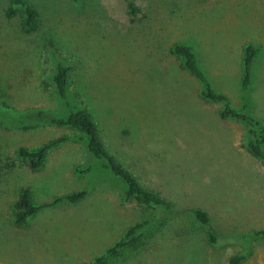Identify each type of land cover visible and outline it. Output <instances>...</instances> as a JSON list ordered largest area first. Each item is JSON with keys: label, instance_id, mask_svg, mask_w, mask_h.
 <instances>
[{"label": "rangeland", "instance_id": "rangeland-1", "mask_svg": "<svg viewBox=\"0 0 264 264\" xmlns=\"http://www.w3.org/2000/svg\"><path fill=\"white\" fill-rule=\"evenodd\" d=\"M40 27L20 28L0 0V264H91L139 220V206L88 152L80 132L50 122H13L30 110L65 113L48 76L54 48L73 66L69 90L96 120L109 151L136 177L174 204L161 231L110 264H264V163L249 151L247 126L222 118L224 103L205 100L201 84L172 52L193 47L217 91L264 126V0H27ZM128 2L136 8L132 11ZM258 47L243 92L244 50ZM5 121V122H4ZM51 147L36 170L18 148ZM79 173L76 168L87 167ZM30 187L41 204L88 190L82 200L41 209L13 224V202ZM200 207L209 223L191 209ZM160 221V220H159ZM209 231L216 239L209 238Z\"/></svg>", "mask_w": 264, "mask_h": 264}, {"label": "trees", "instance_id": "trees-1", "mask_svg": "<svg viewBox=\"0 0 264 264\" xmlns=\"http://www.w3.org/2000/svg\"><path fill=\"white\" fill-rule=\"evenodd\" d=\"M130 8L135 12L136 8L131 2H128ZM21 11L20 28L24 33H32L39 29L40 20L37 8L30 4L27 0H9V6L5 8L4 15L12 20L17 14V8ZM258 47L248 44L244 50V73L241 80V89L245 92L252 81L253 63L258 53ZM172 52L183 61V67L192 76H194L201 84L200 95L209 101L223 102V107L219 110L222 118H236L247 126V147L249 151L264 163V126L253 116L247 109L234 107L228 95L224 92L217 91L207 75L203 71L198 59V55L189 44L176 43L172 47ZM48 56L53 60L54 64L48 76V83L51 84L57 94L61 108L65 113H58L52 110H30L18 115L10 114L13 122L28 125V122L35 121L37 123L50 122L60 126H68L80 132L79 138L85 144L87 152L96 160H100L103 166L117 179L123 186V197L126 201H134L140 208L139 220L130 225L121 235V237L105 251L97 255L91 264H110V261L121 254L123 250H131L141 243L151 239L154 233L161 231L168 217L163 214L174 208L173 202L160 194L159 191L144 185L127 167H125L107 148L106 143L101 134L96 120L91 112L84 106L79 105L72 97L70 86V75L73 66L69 64L63 57L59 55L57 49L52 48L48 52ZM7 107L6 104H0ZM6 119L7 113L0 111V115ZM5 122V121H4ZM64 138H58L36 148H27L21 146L18 148V154L21 156L27 166L33 170L39 169L48 154L51 147L62 141ZM93 168L89 164L86 168L79 167L76 171L83 173ZM88 190L79 189L69 193L55 196L52 200L36 204L33 201L32 191L30 187H22L17 198L13 202V224L16 227L28 225V221L32 216L46 207H53L60 203L74 204L87 195ZM193 216L204 224L209 223L208 213L200 208L193 207L191 209ZM160 220V221H159ZM264 235V229L255 230L251 233H241L240 239H243L250 246V238L253 236ZM209 238L214 241L216 234L209 231ZM246 257V252H236L228 258L227 264H241Z\"/></svg>", "mask_w": 264, "mask_h": 264}]
</instances>
